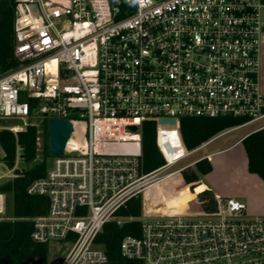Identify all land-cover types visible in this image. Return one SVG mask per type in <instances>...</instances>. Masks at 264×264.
Masks as SVG:
<instances>
[{"label":"built area","instance_id":"built-area-1","mask_svg":"<svg viewBox=\"0 0 264 264\" xmlns=\"http://www.w3.org/2000/svg\"><path fill=\"white\" fill-rule=\"evenodd\" d=\"M13 34L18 66L0 75V120L22 126L0 131L34 127L38 147L44 121L74 125L65 154L26 191L48 199L31 239L67 245L55 264H106L96 237L109 221H125L114 215L129 200L210 160L171 170L221 137L264 130V0H14ZM185 117L244 122L186 152ZM144 122L156 125L164 164L141 175ZM16 165L9 171L0 162V181ZM215 198L216 212L198 218L143 220L142 206L139 236L122 238L120 255L140 264H264V220L250 218L240 200Z\"/></svg>","mask_w":264,"mask_h":264},{"label":"trees","instance_id":"trees-1","mask_svg":"<svg viewBox=\"0 0 264 264\" xmlns=\"http://www.w3.org/2000/svg\"><path fill=\"white\" fill-rule=\"evenodd\" d=\"M13 8L14 0L0 1V75L13 69L18 64L13 57ZM244 122L240 118H181L179 134L187 152H191L208 142L216 135L240 126ZM43 134L47 138L46 122ZM154 122H144L141 126L140 174H149L163 166L155 145ZM36 129L27 127L24 131L13 135L8 131H0V146L4 153L0 162L11 171L17 160L24 163V174L8 180L0 181V195L5 198V210L9 217H0V264H48V247L31 239L33 220L45 216L48 199L44 196L27 194L28 187L35 181L45 177L48 168L45 159L34 164L37 154ZM240 149L246 158V172L264 182V130L248 134L240 143ZM22 151L19 155L18 152ZM47 155L50 153L47 151ZM212 172L211 159H203L194 164L192 169L182 171V180L190 186V191L183 186L171 191L168 184H180L177 175L154 185L145 191V203L151 211L154 209L149 197L155 204L169 213L188 216L194 204L199 216L211 215L217 210L216 198L208 186L193 193L200 177ZM141 196L129 200L119 209L114 217L125 220L117 225L115 220L106 223L95 240V246L106 256V264H140L123 258L119 252V244L125 236L138 237L140 233ZM6 213V212H5ZM131 219V221H127Z\"/></svg>","mask_w":264,"mask_h":264},{"label":"rangeland","instance_id":"rangeland-1","mask_svg":"<svg viewBox=\"0 0 264 264\" xmlns=\"http://www.w3.org/2000/svg\"><path fill=\"white\" fill-rule=\"evenodd\" d=\"M39 118L36 119H30L25 121V123H34L38 122ZM46 122V121H45ZM264 124V123H262ZM0 125H6V126H22V123L19 121H14V120H9V121H1L0 120ZM44 123L41 126L40 131L43 132L44 129ZM255 129V126H249L245 128H241L239 130H236L232 133H229L223 137H221L219 140L216 142L210 144L209 146H206L191 155L187 156L182 160L178 165L173 167L171 170H178L182 167H185L207 155H210L213 151L216 149L223 147V146H229L233 142H235L240 136L244 135L245 133H250ZM46 130H47V124H46ZM184 146H183V151H184ZM47 138L45 135L42 133L41 134V143L37 147V154H36V159L34 161V164L40 163L41 160L45 159L48 165V168L51 165V162L53 160V157L50 155H47ZM186 151V150H185ZM49 152V151H48ZM187 152V151H186ZM188 169H192L188 168ZM168 172H178V171H167ZM6 170L0 168V176L5 174ZM182 171H179L176 173L177 177L180 179V184H175L171 185V183L168 184V188L173 191V189H179L180 187H187L188 190L190 191V186H187L184 184L182 180ZM244 173L238 172V171H212L209 175L205 177H200L199 182L197 183L196 186H193L194 189L192 192L195 194L198 191L204 189L205 185L209 186L208 182L213 184V188H210V190L218 195L221 194L220 196L224 195V197H230V196H238L242 195V197L238 198L241 202L245 203L247 207V211H253L256 213L255 215L250 214V218H259L261 220H264V188L261 187H256L248 182H246V179H244ZM240 181V182H239ZM262 182V181H261ZM264 183V182H262ZM216 184V185H214ZM191 192V191H190ZM213 193V194H214ZM149 200L151 201V205L154 208L153 211L160 209L161 214H146L145 210V216L146 218H143V220H153V218L157 217H167V216H183V215H177L173 213H169V211H165L163 207H160L158 204H155L153 202V199L149 197ZM141 203L142 206L145 203V192L144 194L141 195ZM144 207V206H143ZM197 206L194 204V207L192 208L191 214L186 216V217H191L198 218L199 213L196 210ZM5 217L10 216V211L8 209L5 210ZM67 245L63 243L59 244H54V245H49L48 251H49V258L48 262L49 264H55V261L60 260L64 253L66 252Z\"/></svg>","mask_w":264,"mask_h":264},{"label":"crops","instance_id":"crops-1","mask_svg":"<svg viewBox=\"0 0 264 264\" xmlns=\"http://www.w3.org/2000/svg\"><path fill=\"white\" fill-rule=\"evenodd\" d=\"M250 133L247 132L244 135L240 136L229 146H223L213 151L211 153L213 155L211 157L212 171H238L244 173V179H246V182H248L249 184L264 188V183H262L260 179H258L256 176L247 174L246 158L243 151L240 149L241 141ZM208 184L209 188H213L212 183L208 182ZM214 195L216 196L215 193ZM218 195L220 196L221 194ZM221 197H224V195H222ZM240 197H242L241 194L235 197L230 196L229 198H235L238 200V198ZM248 214L255 215L256 213H254L253 211H248Z\"/></svg>","mask_w":264,"mask_h":264},{"label":"water","instance_id":"water-1","mask_svg":"<svg viewBox=\"0 0 264 264\" xmlns=\"http://www.w3.org/2000/svg\"><path fill=\"white\" fill-rule=\"evenodd\" d=\"M160 125H173V120H160ZM73 123L70 121L49 119L47 121V149L53 158L62 157L65 154V147L73 132ZM135 131V128L131 129ZM22 151H19L20 155ZM24 163L18 162L13 171V178L24 174ZM144 210L146 214H161V210L157 209L151 211L147 203H144Z\"/></svg>","mask_w":264,"mask_h":264},{"label":"bare ground","instance_id":"bare-ground-1","mask_svg":"<svg viewBox=\"0 0 264 264\" xmlns=\"http://www.w3.org/2000/svg\"><path fill=\"white\" fill-rule=\"evenodd\" d=\"M174 175H175V174H174ZM171 177H172V176H171ZM168 178H170V177H168ZM168 178H165V179H163L162 181H164V180H166V179H168ZM162 181H161V182H162ZM152 187H153V186H152Z\"/></svg>","mask_w":264,"mask_h":264}]
</instances>
